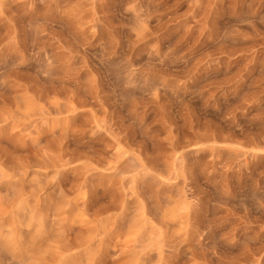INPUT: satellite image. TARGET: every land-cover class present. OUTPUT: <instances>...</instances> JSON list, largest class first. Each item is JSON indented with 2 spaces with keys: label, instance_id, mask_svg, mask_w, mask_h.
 <instances>
[{
  "label": "rangeland",
  "instance_id": "obj_1",
  "mask_svg": "<svg viewBox=\"0 0 264 264\" xmlns=\"http://www.w3.org/2000/svg\"><path fill=\"white\" fill-rule=\"evenodd\" d=\"M0 264H264V0H0Z\"/></svg>",
  "mask_w": 264,
  "mask_h": 264
}]
</instances>
